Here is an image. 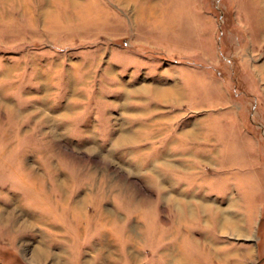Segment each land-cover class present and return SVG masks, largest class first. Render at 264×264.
<instances>
[{"label":"rangeland","instance_id":"rangeland-1","mask_svg":"<svg viewBox=\"0 0 264 264\" xmlns=\"http://www.w3.org/2000/svg\"><path fill=\"white\" fill-rule=\"evenodd\" d=\"M35 263L264 264V0H0V264Z\"/></svg>","mask_w":264,"mask_h":264},{"label":"bare ground","instance_id":"bare-ground-1","mask_svg":"<svg viewBox=\"0 0 264 264\" xmlns=\"http://www.w3.org/2000/svg\"><path fill=\"white\" fill-rule=\"evenodd\" d=\"M179 92V91H178ZM180 93V92H179ZM170 92L169 93H167V94H165L163 91L161 92V95L162 96H170ZM173 94H174V92H173ZM178 94V93H177ZM174 95H176V94H174ZM132 132V131H131ZM130 135H128V134H121V136L119 137V142H126L127 140H129V139H127L128 137H129ZM120 140H122V141H120ZM2 159V158H1ZM30 169V168H29ZM31 171H32V174H31V181L32 182H34L35 183V181L38 179V176H37V174H36V172H34V170L31 168L30 169ZM67 178L65 177L64 179H62V181H61V183H66L67 181ZM36 183L37 184H35L34 185V187H36L35 189H38L39 188V184H38V181H36ZM163 199H167V200H169V198H166V197H162ZM174 202L176 203V207H178V200L177 199H175L174 200ZM11 215V216H10ZM80 215V214H79ZM8 217H14V214L12 213V212H10V214L8 215ZM81 217V216H80ZM75 219V218H74ZM170 222V221H169ZM183 221H181V218H177V219H175V220H173V221H171V223L170 224H172V227H170L169 229H170V232H172L171 230H173L174 229V231H176L177 232V230L178 229H180V228H182V227H179V226H182L184 223H182ZM153 223H155L154 221H153ZM164 223V222H163ZM175 224H178V227L179 228H176V225ZM158 222H156L155 224H151V225H149V226H147V228H148V233H152L153 232V230L155 229H157L158 227ZM156 227V228H155ZM157 233V232H156ZM35 253L37 254V255H43V254H45L46 252H45V250L43 249V248H39V249H37L36 251H35ZM36 264V263H35Z\"/></svg>","mask_w":264,"mask_h":264},{"label":"crops","instance_id":"crops-1","mask_svg":"<svg viewBox=\"0 0 264 264\" xmlns=\"http://www.w3.org/2000/svg\"><path fill=\"white\" fill-rule=\"evenodd\" d=\"M166 11H162V12H159L158 14L156 13V15H154V16H156L157 18H154V16H153V22H154V24L155 25H160V24H163V23H165V13ZM148 22H149V20H148ZM180 22V21H179ZM148 24H150V23H148ZM164 25V24H163Z\"/></svg>","mask_w":264,"mask_h":264}]
</instances>
